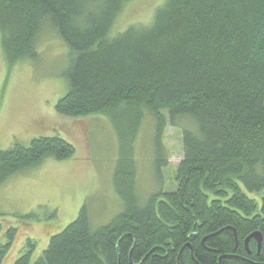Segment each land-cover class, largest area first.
<instances>
[{
	"label": "trees",
	"instance_id": "obj_1",
	"mask_svg": "<svg viewBox=\"0 0 264 264\" xmlns=\"http://www.w3.org/2000/svg\"><path fill=\"white\" fill-rule=\"evenodd\" d=\"M131 1L0 0L9 66L36 61L41 35L53 31L70 51L56 114L106 117L123 148L112 176L119 214L93 230L85 203L38 259L28 240L13 264H264V0H166L150 27L109 37ZM146 117L156 175L167 166V127L181 131L183 158L175 191L141 205L132 154ZM74 156L58 137L0 150V187ZM255 232L259 251L254 239L245 246Z\"/></svg>",
	"mask_w": 264,
	"mask_h": 264
},
{
	"label": "rangeland",
	"instance_id": "obj_2",
	"mask_svg": "<svg viewBox=\"0 0 264 264\" xmlns=\"http://www.w3.org/2000/svg\"><path fill=\"white\" fill-rule=\"evenodd\" d=\"M165 1L132 0L117 17L109 37L134 26L150 27ZM37 54L36 61L9 66L0 45V150H10L15 144L28 148L34 139L58 137L74 147L75 156L64 162L48 159L0 187V250L8 243L7 232H16L1 264H13L28 250V240L35 243L33 263L46 249L49 238L77 219L85 203L93 230L111 222L121 206L112 176L123 148L113 125L100 115L77 119L57 115L55 107L67 93L61 75L68 66L70 51L47 28L38 41ZM152 128L151 119L146 117L132 144L141 205L153 193L175 191L176 170L183 158L181 131L167 127L162 136L167 166L158 177L151 155ZM30 214L34 218L27 219Z\"/></svg>",
	"mask_w": 264,
	"mask_h": 264
},
{
	"label": "water",
	"instance_id": "obj_3",
	"mask_svg": "<svg viewBox=\"0 0 264 264\" xmlns=\"http://www.w3.org/2000/svg\"><path fill=\"white\" fill-rule=\"evenodd\" d=\"M190 238L193 239L194 236H191ZM250 239H254L256 241L257 250L259 251L260 250V246H261V240H262L260 233L259 232H255V233L251 234L248 238H246V240H245V246L246 247H247V244H248Z\"/></svg>",
	"mask_w": 264,
	"mask_h": 264
}]
</instances>
